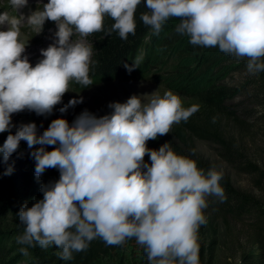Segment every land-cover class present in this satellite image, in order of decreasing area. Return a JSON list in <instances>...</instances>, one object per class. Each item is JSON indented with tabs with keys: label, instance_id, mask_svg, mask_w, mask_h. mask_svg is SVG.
I'll list each match as a JSON object with an SVG mask.
<instances>
[{
	"label": "clouds",
	"instance_id": "obj_1",
	"mask_svg": "<svg viewBox=\"0 0 264 264\" xmlns=\"http://www.w3.org/2000/svg\"><path fill=\"white\" fill-rule=\"evenodd\" d=\"M28 0H10L15 8ZM142 0H47L26 18L0 12V144L4 175L14 171L10 156L26 141L37 177L55 168L59 178L40 186L42 198L17 215L24 231L17 242L41 247L57 246L58 255L72 259L96 237L122 244L134 237L144 246L150 264H200L198 228L207 222L203 209L209 195L224 199L222 172L197 167L195 160L175 153L168 142L158 149L146 142L170 131L173 123L187 120L198 104L182 105L171 90L130 95L124 102L110 101V112L96 115L82 110L69 121L63 116L37 132L35 122H12V114L29 110L51 114L68 92V82L90 85L92 48L73 41V32L86 36L105 30L104 18L114 23L122 39L135 33L134 13ZM147 12L141 20L158 33L170 17H179L176 31L189 42L218 46L226 54L247 57L249 72L264 71V0H143ZM47 20L55 22L53 42L40 49L33 65L19 39L20 25L38 32ZM6 26V27H4ZM131 71L137 67L125 63ZM83 102L71 97L58 111ZM16 127L13 133L10 131ZM38 145V147H33ZM54 145L51 150L46 146ZM148 154L149 160H144ZM27 254V249L21 248Z\"/></svg>",
	"mask_w": 264,
	"mask_h": 264
},
{
	"label": "trees",
	"instance_id": "obj_2",
	"mask_svg": "<svg viewBox=\"0 0 264 264\" xmlns=\"http://www.w3.org/2000/svg\"><path fill=\"white\" fill-rule=\"evenodd\" d=\"M147 11L149 9L142 0L134 13L135 33H129L127 39H122L116 31L110 33L106 31L114 20L105 16L103 22L105 30L86 35L87 44L92 48L89 71L92 84L83 85L70 80L69 86L82 91L92 85L114 80L126 81L143 78L151 70L157 68L156 60L151 56L153 48H169L174 52L171 63L180 59H188L190 63L186 71L191 69V71L206 74L207 81L195 91L188 93L190 98L184 106L198 104L199 110L187 120L173 123L168 133L158 134L156 139H149L146 144L149 148L158 149L161 144L168 142L175 153L195 160L197 167L205 172L209 168H216L207 160L199 157L192 145L195 139L216 140L223 144L218 134L219 118L231 113L226 101L233 90L225 85H218L216 82L211 83V81L218 80L221 75L229 72L246 70L247 57L238 58L226 54L218 46L205 47L190 43L186 34L176 31V26L180 23L179 17L168 18L162 24L160 31L154 33L151 26L145 25L141 20L140 14ZM125 63L129 65L136 63L137 67L128 71L124 66ZM255 75L254 83L257 89L255 96H260L264 102V71L255 72ZM16 127L10 131L14 133ZM37 132L39 134L41 130L37 128ZM7 134L8 132H1L0 144L4 142ZM46 147L51 150L54 145ZM31 151L26 141L21 140L19 148L8 161L14 166V171L10 175L3 174L7 165L0 162V264H143L102 262V257L108 254L109 248H113L114 244L106 243L101 237H96L89 242L86 249L74 251L72 259L69 260L62 259L58 255L62 250L55 245L43 248L35 242L33 246L17 242V236L24 231V225L20 222L17 212L24 203L30 207L37 199L42 198L43 193L40 191L42 184L59 178V171L55 168H48L43 175L37 177L34 172L35 161L30 155ZM144 160L151 163L148 154H145ZM243 169L256 173V184L264 190V171L250 163H245ZM219 183L224 190L225 198L220 199L215 196V205L219 208H227L232 213L253 212L257 221L255 228L258 237L255 243H258V247L252 252H242L236 264H264V245L262 244L264 241V207L250 194L230 186L229 181L223 176ZM134 239L132 237L126 240ZM21 248L27 249V254L21 252Z\"/></svg>",
	"mask_w": 264,
	"mask_h": 264
},
{
	"label": "rangeland",
	"instance_id": "obj_3",
	"mask_svg": "<svg viewBox=\"0 0 264 264\" xmlns=\"http://www.w3.org/2000/svg\"><path fill=\"white\" fill-rule=\"evenodd\" d=\"M46 2L28 0L26 5L15 9L10 0H0V12L7 11L9 15L26 18L32 11L42 9ZM55 31V22L47 19L40 32L26 23L20 25L19 39L26 44L25 54L33 65L41 58L40 49L53 42ZM72 40L87 44L86 36L75 31ZM151 56L156 60L157 68L143 78L114 80L92 85L82 91L73 89L68 83L69 91L63 95L62 103L54 106L51 114L37 115L34 111L23 110L12 114V122L14 125L35 122L42 132L54 118L63 116L71 123L84 109L98 116L104 115L111 111L108 107L110 101L124 102L130 95L150 94L154 91L163 95L166 90H171L181 97L182 105L185 106L190 98L188 93L207 81L206 74L191 69L186 71L190 60L180 59L171 63L174 52L169 48L154 47ZM255 79V73L246 69L229 72L211 81L233 90L226 101L231 113L219 118L218 134L223 144L216 140L195 139L192 147L199 157L222 172L230 186L250 194L264 207V190L256 184V173L243 169L245 163H250L264 171V102L260 96H255ZM74 96H82L83 102L69 107L64 113L59 112L58 109ZM206 200L208 206L202 211L207 222L199 226L197 237L200 264H236L242 252L255 251L258 247V243H255L258 237L255 213H232L227 208H219L212 195L207 196ZM101 261L150 264L144 246L138 244L136 239L114 244Z\"/></svg>",
	"mask_w": 264,
	"mask_h": 264
}]
</instances>
